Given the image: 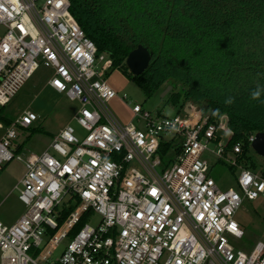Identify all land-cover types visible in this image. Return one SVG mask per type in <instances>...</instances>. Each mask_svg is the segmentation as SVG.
Masks as SVG:
<instances>
[{"label": "built area", "instance_id": "1", "mask_svg": "<svg viewBox=\"0 0 264 264\" xmlns=\"http://www.w3.org/2000/svg\"><path fill=\"white\" fill-rule=\"evenodd\" d=\"M0 26V108L43 67L47 86L80 104L74 120L86 132L67 124L44 152L22 158L15 140L37 115L24 111L5 126L0 172L24 161L16 189L27 211L0 222L1 264H264L263 243L246 253L228 239L244 237L235 216L245 200H264V174L241 163V143L228 148L227 116L210 123L190 103L189 114L167 118L135 105L136 123L122 124L108 106L119 98L107 82L112 61L98 55L70 0H0ZM163 140L181 146L168 166ZM207 153L240 171L239 192L219 188Z\"/></svg>", "mask_w": 264, "mask_h": 264}, {"label": "trees", "instance_id": "2", "mask_svg": "<svg viewBox=\"0 0 264 264\" xmlns=\"http://www.w3.org/2000/svg\"><path fill=\"white\" fill-rule=\"evenodd\" d=\"M70 2L72 15L98 55L112 61L111 69L121 71L148 98L173 85V103L198 105L210 123L227 116L228 148L241 143V163L257 171L250 137L264 132V0ZM140 45L152 57L148 69L133 76L126 60ZM257 90L261 94L253 99ZM0 120L9 126L15 119L0 115ZM180 151L178 142L163 140L159 155L168 166Z\"/></svg>", "mask_w": 264, "mask_h": 264}, {"label": "rangeland", "instance_id": "3", "mask_svg": "<svg viewBox=\"0 0 264 264\" xmlns=\"http://www.w3.org/2000/svg\"><path fill=\"white\" fill-rule=\"evenodd\" d=\"M7 30L0 26V41ZM51 77V72L41 67L35 75L29 79L20 89L12 102L0 109V115L16 119L24 111L35 113L38 120L34 122L32 129H40L32 132L28 129L19 130L16 145H22L19 154L25 158L31 154H41L52 142L53 138L59 134L61 129L67 124H71L80 138H84L86 132L76 123L74 116L81 108L76 101H71L65 93H57L47 86ZM108 84L118 93L119 98L127 95L125 101L115 98L108 103L110 110L122 124L131 121L136 123L131 109L135 105H140L146 111L159 114L162 117L174 118L184 114L183 103H173L171 94L164 95L165 90L156 92L148 98L145 92L121 71L110 69L107 72ZM188 104V103H187ZM5 123L0 120V139L4 134ZM173 135H169L168 139ZM227 139L223 140L226 144ZM209 148L217 150L215 144H210ZM252 159L256 165L258 173L264 171V157L252 151ZM203 158L210 166V176L215 180L219 188L226 191L233 188L240 191L237 177L240 171H232L229 165L219 161L213 154L207 153ZM26 172L24 161L13 160L6 163L0 172V222L12 225L19 220L27 211V207L19 200L20 190L16 189ZM21 188V185H20ZM235 219L241 224L244 230L243 238L228 236L230 244L237 251L250 253L259 243L264 244V200L248 201L245 200L238 210ZM98 218L93 222L97 223ZM62 247L57 251L61 253ZM1 264V252H0Z\"/></svg>", "mask_w": 264, "mask_h": 264}, {"label": "water", "instance_id": "4", "mask_svg": "<svg viewBox=\"0 0 264 264\" xmlns=\"http://www.w3.org/2000/svg\"><path fill=\"white\" fill-rule=\"evenodd\" d=\"M150 51L140 45L135 50H133L127 60L126 68L133 76L142 75L149 67L151 61ZM173 85H170L166 88L164 95H167L173 90ZM190 103L186 104L184 111L190 113ZM252 150L257 153V155L264 157V132H258L254 136V140L251 143Z\"/></svg>", "mask_w": 264, "mask_h": 264}, {"label": "clouds", "instance_id": "5", "mask_svg": "<svg viewBox=\"0 0 264 264\" xmlns=\"http://www.w3.org/2000/svg\"><path fill=\"white\" fill-rule=\"evenodd\" d=\"M260 90H257V91H254L253 93H252V98L253 99H258L259 98V96H260Z\"/></svg>", "mask_w": 264, "mask_h": 264}, {"label": "crops", "instance_id": "6", "mask_svg": "<svg viewBox=\"0 0 264 264\" xmlns=\"http://www.w3.org/2000/svg\"><path fill=\"white\" fill-rule=\"evenodd\" d=\"M119 101H121L120 99H119ZM186 106V105H185Z\"/></svg>", "mask_w": 264, "mask_h": 264}, {"label": "snow or ice", "instance_id": "7", "mask_svg": "<svg viewBox=\"0 0 264 264\" xmlns=\"http://www.w3.org/2000/svg\"><path fill=\"white\" fill-rule=\"evenodd\" d=\"M233 227H235V226L233 225Z\"/></svg>", "mask_w": 264, "mask_h": 264}]
</instances>
